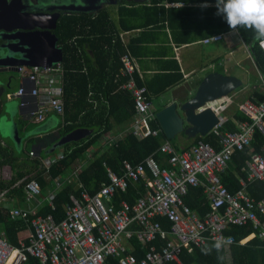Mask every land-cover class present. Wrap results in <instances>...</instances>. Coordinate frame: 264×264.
<instances>
[{
  "label": "built area",
  "instance_id": "2783aa9c",
  "mask_svg": "<svg viewBox=\"0 0 264 264\" xmlns=\"http://www.w3.org/2000/svg\"><path fill=\"white\" fill-rule=\"evenodd\" d=\"M216 35L206 39V44L221 39ZM259 46V42H258ZM264 53V48L259 46ZM120 76L126 78L120 87L128 93L134 103V120L126 130L139 138L156 136L161 129L152 126L156 114L149 102L148 92L138 86L134 79V59L127 53L120 56ZM21 86L16 93L19 108L27 115L41 121L48 112L57 116L64 114V73L61 63L50 68L19 67ZM239 110L248 118L240 122L232 132H220V123L213 128L217 135L218 149L198 139L188 149L177 152L164 141L159 152L168 156L167 167H161L154 155L134 165L123 162L121 173L106 169L107 182L89 195L77 181L80 164H74L70 175L54 180V190L41 195L39 184L28 177L15 181L0 191V208L10 219L22 220L29 229L27 242L18 240L17 246L6 242L0 232V264H25L29 258L37 264H106L108 258H116L119 264H181L183 251L190 254L205 246L212 247L216 238H222L220 249L234 244V239L224 232L232 226L250 224L252 233L240 240L245 245L255 236L264 240V200H255L246 191L248 183H264V142L259 152L250 153L241 171L246 179L239 177V189L229 192L221 183V175L229 166L235 152L251 146L253 135L258 131L264 139V100H247ZM106 142V141H105ZM34 153H29L33 157ZM42 163L44 169L62 160ZM13 179L8 167L0 168V182ZM144 182L145 192L133 204L116 201L117 194L125 192L131 183ZM73 183L77 195L71 194L64 207V217L56 222L51 214L38 212L46 205L54 208L53 199L62 182ZM189 187H202L208 211L199 217L187 207L183 197ZM22 189L23 207L12 204L11 192ZM158 218L170 223L169 230L162 228ZM134 226L136 228H134ZM135 238L141 247L148 246L140 260L130 254V240ZM165 242L159 250L152 244L155 240Z\"/></svg>",
  "mask_w": 264,
  "mask_h": 264
},
{
  "label": "trees",
  "instance_id": "16d2710c",
  "mask_svg": "<svg viewBox=\"0 0 264 264\" xmlns=\"http://www.w3.org/2000/svg\"><path fill=\"white\" fill-rule=\"evenodd\" d=\"M158 1L160 0H150L153 6ZM152 5L149 10L156 14L157 9ZM138 13L139 11L136 9L128 10L125 7H119L118 25L108 19V13L104 10L95 15L79 13L61 15L55 30L59 47L62 49L61 66L64 73V114L62 117L63 129L60 135H66L78 128L89 129L91 134L79 142L65 144L63 146L64 158L49 166L48 170L44 169L40 163L41 158L30 160L25 164L26 172L15 175L10 183L0 182V191L5 190L15 181L23 179L26 175H32L29 179H33L39 184L41 195L45 197L48 192L53 190V180L57 178L65 180L71 172L74 162L81 161L88 148H92L93 152L90 155V160L78 174L77 181L89 195L94 194L102 183L107 182L106 169L120 174L124 161L137 165L146 157L154 155L161 167H167L168 156L159 152V146L166 140L173 144L174 140L168 139L162 130L156 136L144 138L128 133L120 139L117 138L111 144L104 142L97 147L98 141L103 136L108 135L109 138H115L120 132V128L127 125L135 113L134 103L129 94L118 90L122 84L119 77L120 55L124 51L118 34L119 31L136 28L129 23L126 16ZM221 19L224 22V29H228L229 26L223 16ZM150 23H157V19L147 20L145 26H149ZM237 31L243 42L249 47L254 63L264 79V53L260 50L258 41L254 39V30L240 27ZM253 97L254 102L263 101L264 93L260 88H256ZM234 119L240 122L248 121V118L239 111L234 114ZM152 126H159L157 120L152 122ZM235 129L234 123L227 120L219 128V131L232 132ZM198 139L207 141L218 149L217 135L214 132H210L204 137H195V142ZM263 142L261 134L255 131L251 146L242 152L233 154L227 171L221 175V183L229 192L234 193L239 189V177L246 179L247 174L241 171L244 162L250 153L259 152ZM175 149L180 152L177 148ZM3 156L8 159L0 145V159ZM246 191L253 199L264 200L263 182L248 183ZM144 192V182L139 180L136 183H131L125 192L118 193L116 201H127L129 204H133ZM71 194L77 195L78 191H74L73 183L64 181L53 199L54 208L50 209L44 205L38 214L42 216L51 214L55 221L59 222L64 217V207ZM11 195H16V199L21 201L22 189L18 188V190L12 191ZM183 201L199 217H202L209 209L202 187H189ZM158 221L163 229L169 230L170 223L166 219ZM27 228L24 221L10 219L0 208V232L3 233L9 245L17 246L19 238L25 239L27 242L28 235L22 236L23 231ZM134 228L136 227L134 226ZM251 233L250 224L229 227L224 234L234 239V244L231 247L219 252L212 249L211 253L207 255L203 254L201 250H194L190 254L183 251L179 256V261L181 264H264V240L262 242L255 236L245 245H239L240 240L248 237ZM164 244L163 240L157 238L152 246L158 250ZM130 247L128 252L138 260L144 257L148 248V246L141 247L135 238L130 240ZM25 264L37 263L35 259L29 258ZM106 264H119V260L108 258Z\"/></svg>",
  "mask_w": 264,
  "mask_h": 264
},
{
  "label": "crops",
  "instance_id": "0c3cea01",
  "mask_svg": "<svg viewBox=\"0 0 264 264\" xmlns=\"http://www.w3.org/2000/svg\"><path fill=\"white\" fill-rule=\"evenodd\" d=\"M70 1L46 0L45 5L51 7L63 3L69 5ZM74 3L75 5L82 4L80 1ZM205 4L208 7H203ZM151 5L150 0H106L100 4L98 10L64 11L65 13L60 12V14L95 15L104 10L108 13V19L118 25L120 20L119 7L138 10L137 15L126 16L129 23L136 28L119 31L118 37L124 48L121 55L127 53L134 59L135 82L138 86L147 90L148 99L155 114L157 110H161L174 99H188L189 91L195 90L198 84L208 75L217 73L235 77L241 81L239 88L212 106V110L218 118V124H221L220 127L227 120H231L237 129L240 121L234 119V114L237 111L242 113L239 110V105L247 100L253 101V93L256 88H260L264 93V79H262L254 63L249 47L243 42L237 29H224L222 16L217 14L216 1L214 0H160L155 6L152 5L157 9L156 14L149 10ZM152 18H156L157 23H150L149 26H145L146 21ZM216 35H221V39L208 44L204 42ZM119 77L122 84L118 90L122 91L120 87L125 83L126 78L121 77L120 74ZM19 86H21V81H19L18 86H13V91L16 88L18 89ZM13 91L8 92L6 95L17 92ZM13 98L17 99V115H15L14 123L19 141H14L12 128H8L4 124V119L2 121L4 115L0 113V145L8 158L5 159L3 156L0 159V168L8 167L11 176L14 178L15 175L26 172L25 164L32 159L41 158L40 163L42 164L48 160H56L59 156L64 157L63 146L65 144L54 147L63 129V116L48 112L41 121H37L34 117L28 116L25 110L19 108V98ZM133 120L134 116L127 125L120 128V132L115 138H109L108 135L100 138L97 147L105 141L107 144H111L117 138L120 139L128 134L126 130L129 129ZM155 128L161 129L160 125ZM26 131H32L33 133L26 136ZM210 132H213V128ZM194 138L188 137L185 133H180L173 138L174 145L170 143L182 152V150L188 149L195 143ZM28 146L30 148H27ZM31 152L34 153V156L30 158L29 153ZM92 152L93 149L88 148L82 160L76 161L74 164L79 163L82 170L90 160ZM31 176L26 175L25 177L29 178ZM60 179L63 181L62 178ZM54 188L55 183L53 180V190ZM11 197L14 206H24L22 200L18 201L16 199V195H11ZM28 234L29 229L27 228L23 231L22 236ZM18 240H22V238Z\"/></svg>",
  "mask_w": 264,
  "mask_h": 264
},
{
  "label": "water",
  "instance_id": "95a60500",
  "mask_svg": "<svg viewBox=\"0 0 264 264\" xmlns=\"http://www.w3.org/2000/svg\"><path fill=\"white\" fill-rule=\"evenodd\" d=\"M0 1L6 7L16 2L21 10L36 6L31 0ZM77 1L82 4L75 5L74 2ZM105 1L71 0L69 5L63 3L49 6L46 10L34 9L30 13L23 12L25 23L14 26V33L5 29L0 31V113L4 115L2 116L4 124L13 130L14 141H19L14 123L17 114L10 106L14 96L10 95L8 98L6 95L14 89V74H18V68L23 66L50 68L53 64L61 63L62 49L55 35L61 17L60 12L98 10L100 4ZM45 2L46 0H41L39 3L46 6ZM46 22H50V25L46 26ZM240 86L241 81L235 77L210 74L195 90L188 92V99H174L161 110H157L156 119L168 139H173L180 133H185L188 137L206 136L218 124V118L212 110L213 104L230 95ZM32 133L26 131L25 135ZM90 134L91 130L83 128H78L64 136L59 134L54 147L78 142Z\"/></svg>",
  "mask_w": 264,
  "mask_h": 264
},
{
  "label": "clouds",
  "instance_id": "9594fccd",
  "mask_svg": "<svg viewBox=\"0 0 264 264\" xmlns=\"http://www.w3.org/2000/svg\"><path fill=\"white\" fill-rule=\"evenodd\" d=\"M216 8L217 14L223 16L230 29L244 27L254 30L255 41L264 48V0H216ZM223 244L222 238H216L212 247L219 252ZM201 251L207 255L211 253L212 248L205 246Z\"/></svg>",
  "mask_w": 264,
  "mask_h": 264
},
{
  "label": "flooded vegetation",
  "instance_id": "af4514ba",
  "mask_svg": "<svg viewBox=\"0 0 264 264\" xmlns=\"http://www.w3.org/2000/svg\"><path fill=\"white\" fill-rule=\"evenodd\" d=\"M36 6L34 8L28 7L27 9L21 10L17 6L16 2H13L12 4L8 5V7L3 6V4L0 1V31L2 29H5L7 31H10L11 33H14V26L16 25H22L25 23L24 19L25 17L22 15V13H30L33 12L34 9H42L46 10L49 8V6H41L39 3L41 0H31ZM50 22H46V26H49ZM10 33V34H11Z\"/></svg>",
  "mask_w": 264,
  "mask_h": 264
},
{
  "label": "rangeland",
  "instance_id": "374dc122",
  "mask_svg": "<svg viewBox=\"0 0 264 264\" xmlns=\"http://www.w3.org/2000/svg\"><path fill=\"white\" fill-rule=\"evenodd\" d=\"M15 75V81H14V85L18 86L19 81H21V77H19L18 74H14ZM17 89V88H16ZM14 90L13 92H16L17 90ZM10 106L16 111L17 108V99H13L10 103ZM13 140V139H12ZM27 148H30V146H28Z\"/></svg>",
  "mask_w": 264,
  "mask_h": 264
}]
</instances>
